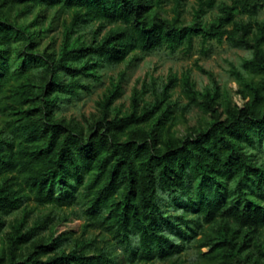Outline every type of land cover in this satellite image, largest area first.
<instances>
[{
	"label": "trees",
	"instance_id": "trees-1",
	"mask_svg": "<svg viewBox=\"0 0 264 264\" xmlns=\"http://www.w3.org/2000/svg\"><path fill=\"white\" fill-rule=\"evenodd\" d=\"M6 1L59 4L72 10V16L55 54L36 49L43 29L31 31V25L0 13V106L10 116L5 121L9 133L0 130V231L5 224L1 216L19 208L25 198L40 205L84 202L86 226L109 231L139 260H166L195 236L186 217L194 213L197 225L208 224L211 238L202 246L210 245L213 260L247 264V232L264 227V164L246 150L264 147V19L238 23L235 16H255L258 3L198 0L192 21L183 24L178 15L162 18L151 10L162 0ZM213 7L217 13L203 21ZM89 19L122 26L108 29L99 40H71L77 26ZM195 37L203 43L227 37L251 50L242 66L259 80L236 72L238 92L246 102L227 105L224 119L212 118L195 133L177 136L173 120L168 122L169 110L157 114L162 100L140 107L136 88L131 110L110 116L121 89L113 81L97 101L101 114L88 135L53 115L60 98L88 89L80 77H96L93 66L121 62L132 50L149 53L166 47L175 52L190 47ZM30 64L41 65L47 79L32 83ZM59 69L67 73L66 80ZM183 84L189 103L203 112L216 111V91L197 92L188 75ZM173 207L181 212L171 215ZM26 216L9 224L0 244V264H108L107 256L83 255L79 247L68 253L59 249L47 259L32 253L18 258L17 250L31 235L30 229L24 230ZM59 240L49 238L34 247L45 253Z\"/></svg>",
	"mask_w": 264,
	"mask_h": 264
},
{
	"label": "rangeland",
	"instance_id": "rangeland-1",
	"mask_svg": "<svg viewBox=\"0 0 264 264\" xmlns=\"http://www.w3.org/2000/svg\"><path fill=\"white\" fill-rule=\"evenodd\" d=\"M220 1L230 2L231 0H215V3ZM253 1L259 5L257 14L249 16L238 13L235 16L236 22L253 23L264 19V0ZM197 5L198 0H162L159 5H152L151 10L162 18H173L178 15L181 23L188 24L193 19V12ZM3 12L17 24L31 25V31L44 30L36 39L38 53L47 51L58 54L64 43V26L70 22L72 10L59 4L26 5L0 0V13ZM216 13L215 7L209 8L202 16V20L207 21ZM116 26H122V24H103L89 19L77 26L71 40H99L108 29ZM229 28H232V25ZM19 43L21 40L16 44ZM250 56L249 48L236 44L227 37L221 41L211 39L204 43L200 37H195L190 47L182 46L175 52H170L166 47L149 53L132 50L121 62L93 66L96 77H80V81L88 89L81 88L79 94L74 97L60 98L52 112L57 119L77 124L83 129L84 134L88 135L101 114L97 101L102 98L112 81L119 82L120 93L111 104L110 116L123 115L131 110V96L133 89L136 88L140 107L150 106L162 100L161 109L157 114L163 110H169L168 122L169 120L174 122L172 130L177 136L183 137L189 133H195L199 127L206 126L212 118L224 119L227 105L243 106L246 99L242 98L238 92L239 83L236 72H241L247 78L259 80L258 76L252 75L242 66L243 60ZM59 72L63 80L68 78L67 73L62 69H59ZM28 74L32 83L37 85L47 79L41 65L30 64ZM186 75L189 76L197 92L203 93L207 90L217 92L215 112H203L199 105L188 102L183 84ZM171 80L174 82L171 83ZM198 99L201 101V96H198ZM9 117L0 106L2 134L9 133L5 123ZM246 150L253 153V158L258 163L264 164V147L247 146ZM85 207L84 202L64 206L40 205L32 198H25L19 208L1 216L5 224L0 231V244L10 230L9 224L27 215L24 230L30 229L31 235L29 240L22 243L17 250L18 258H24L32 253L37 254L40 259H47L56 255L59 249L68 253L79 247L78 251L83 255L107 256L110 259L108 264H228L210 257L208 254L210 245L202 246L204 241H209L211 238L208 224L201 221L197 225L194 213H186V217L191 219L190 224L196 233L189 241L184 242L181 252L166 260L154 258L146 261L132 256L109 231L86 226ZM180 212V208L177 207L170 209V214L174 216ZM247 233L250 236V242L243 252L245 263L250 264L256 261L257 264H264V227ZM56 237H60L59 245L47 248L45 253H42L41 248L34 247V244H46L49 238Z\"/></svg>",
	"mask_w": 264,
	"mask_h": 264
}]
</instances>
